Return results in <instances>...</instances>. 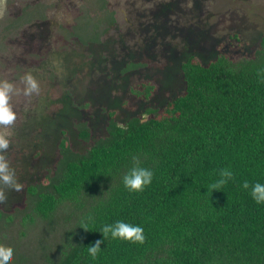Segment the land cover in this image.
Instances as JSON below:
<instances>
[{
	"label": "trees",
	"instance_id": "obj_1",
	"mask_svg": "<svg viewBox=\"0 0 264 264\" xmlns=\"http://www.w3.org/2000/svg\"><path fill=\"white\" fill-rule=\"evenodd\" d=\"M81 18L83 26H69L67 35L82 45L98 42L114 20L106 10ZM179 72L182 88L159 106L161 114L148 108L118 124L109 113L104 135L82 152L59 141L53 169L26 188L46 227L35 264H264V203L251 195L264 184V33L249 57L218 53L202 63L188 54ZM151 89L130 91L147 98ZM76 127L87 140L84 124ZM133 167L153 173L142 192L123 183ZM225 169L232 178L212 191ZM117 221L142 227L145 242L103 239L104 226ZM97 240L103 243L92 258L88 247ZM15 247L10 264H29Z\"/></svg>",
	"mask_w": 264,
	"mask_h": 264
},
{
	"label": "rangeland",
	"instance_id": "obj_2",
	"mask_svg": "<svg viewBox=\"0 0 264 264\" xmlns=\"http://www.w3.org/2000/svg\"><path fill=\"white\" fill-rule=\"evenodd\" d=\"M7 0L0 16V82L21 90L13 96L15 126L5 153L17 181L4 188L0 203V245L15 247L35 264L34 246L44 236L45 221L34 215L26 188L42 183L65 139L82 152L105 133L108 114L122 124L144 116L182 88L179 62L188 54L205 63L222 53L249 57L264 33V0ZM112 12L113 23L96 43L82 45L67 35L81 16ZM236 35L233 38L232 35ZM130 64H138L127 69ZM31 74L39 92L23 95ZM150 84L147 98L130 88ZM84 124L87 140L77 135ZM2 130V129H0ZM3 187V185H0ZM26 215L33 218L29 221ZM49 237V235H48ZM41 262V259H39Z\"/></svg>",
	"mask_w": 264,
	"mask_h": 264
},
{
	"label": "clouds",
	"instance_id": "obj_3",
	"mask_svg": "<svg viewBox=\"0 0 264 264\" xmlns=\"http://www.w3.org/2000/svg\"><path fill=\"white\" fill-rule=\"evenodd\" d=\"M7 0H0V16L3 15L6 8ZM22 83L24 84L23 95L31 96L33 93L39 92V85L36 79L27 74ZM21 90L18 89L13 83L9 81L0 82V203H4L7 200L4 188H10L16 192L22 191L24 185L17 181L15 171L10 167V163L5 155L7 153L12 136L11 128L15 126L17 120L16 112L13 109L12 98L13 96L20 95ZM146 119V116H145ZM121 127H123L121 125ZM135 159V158H134ZM138 163V161H137ZM221 179L211 185V190H219L223 186L227 179L232 178V172L225 169L222 170ZM153 173L145 168L133 167L128 174L123 177V183L126 188L134 192H142L146 185H150L152 182ZM244 189L249 188L247 181L243 184ZM252 198L257 204L264 203V184L256 183L252 186L251 190ZM85 231H88L87 227H82ZM111 234L113 239H120L128 241L133 244H143L145 242L144 230L140 226H133L123 221H117L114 225H106L102 229L103 239ZM103 240H97L94 245L88 247V252L92 258H96L100 252V245ZM13 258V249L0 245V264H10Z\"/></svg>",
	"mask_w": 264,
	"mask_h": 264
}]
</instances>
